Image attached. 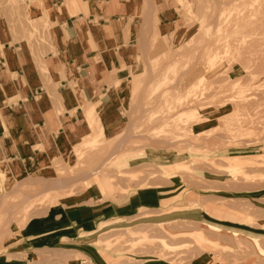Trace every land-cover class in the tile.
Listing matches in <instances>:
<instances>
[{"label":"rangeland","instance_id":"rangeland-1","mask_svg":"<svg viewBox=\"0 0 264 264\" xmlns=\"http://www.w3.org/2000/svg\"><path fill=\"white\" fill-rule=\"evenodd\" d=\"M175 2L187 32L155 39L131 74L121 133L105 136L88 110L52 175H0V264H264V0L163 8ZM36 3L0 0V26L32 48L49 44L61 11L37 18ZM149 193L157 200H139ZM98 205L115 214L68 218Z\"/></svg>","mask_w":264,"mask_h":264},{"label":"crops","instance_id":"crops-1","mask_svg":"<svg viewBox=\"0 0 264 264\" xmlns=\"http://www.w3.org/2000/svg\"><path fill=\"white\" fill-rule=\"evenodd\" d=\"M80 2L87 11L70 15L66 0H37V18L49 4L61 7L58 20L49 22V44L14 42L0 26V175L9 182L52 175L53 162L89 128L88 110L105 136L121 133L128 123L131 74L153 60L161 47L155 39L187 32L177 25L187 16L176 2L167 8L164 0ZM152 196L140 194L139 200H157ZM113 211L98 205L67 214L85 226Z\"/></svg>","mask_w":264,"mask_h":264},{"label":"bare ground","instance_id":"bare-ground-1","mask_svg":"<svg viewBox=\"0 0 264 264\" xmlns=\"http://www.w3.org/2000/svg\"><path fill=\"white\" fill-rule=\"evenodd\" d=\"M229 216H232V215H230V214H228Z\"/></svg>","mask_w":264,"mask_h":264}]
</instances>
